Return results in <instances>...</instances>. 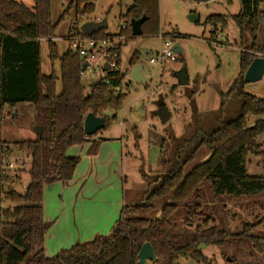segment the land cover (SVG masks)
Listing matches in <instances>:
<instances>
[{
	"label": "trees",
	"instance_id": "trees-1",
	"mask_svg": "<svg viewBox=\"0 0 264 264\" xmlns=\"http://www.w3.org/2000/svg\"><path fill=\"white\" fill-rule=\"evenodd\" d=\"M98 1L71 0L61 21L71 12L77 19L91 17ZM32 2L33 7L29 8L16 0H0V125L5 107L31 103L36 108V125L42 128V133L33 141L7 143L0 134V264H139L138 254L146 243L151 244L156 257L147 264H178L181 259L193 264H214L203 254L202 246L220 248L226 259L232 251V262L237 261L245 247H249L251 257L264 254V236L253 235L256 226L249 225L242 233L232 234L211 226L210 218L201 207L191 206L203 199L207 187L213 199L264 195V177L250 176L246 167L250 155L264 158L257 143L258 137L264 134V120L253 126L248 123L249 117L264 118V100L242 94L241 115L222 123L200 141L199 147L210 152L207 160L188 174L184 172L188 165L185 161L161 177L146 201L122 209L109 237L99 236L90 242L78 243L53 258L45 256V236L50 229L44 220L45 186L72 181L80 158L69 157L70 148L91 144L88 154H97L100 141L85 135V118L88 114L101 117L107 129L111 119L106 113H117L126 95L122 93L125 77L120 63L118 72L109 73L87 92L80 76L79 54L69 49L60 55L52 41L48 42L49 59L52 64L59 63L60 75L45 76L41 69V41L54 38L58 24L52 22V0ZM241 7L233 20L245 50L241 53L238 83H245V73L257 58L254 54H264V48L256 45L258 28L264 18V0H241ZM121 17L128 25L125 44L134 38L131 21L144 17L147 20L142 26V38L161 35L159 0H133ZM206 25L225 28L227 19L211 16ZM168 36L165 37L174 42L180 39L176 33ZM96 37H107V34L103 31ZM250 38L252 42L247 45ZM65 40L69 42V34ZM124 45L119 48L120 58ZM139 56V53L133 55L131 67L137 65ZM58 83L62 89L60 94ZM111 117L114 119L116 115ZM13 150L31 159L30 182L23 193L16 189V185L22 184L21 177L12 176L7 165ZM158 200L164 206L161 216L156 218L154 202ZM182 204L190 217L188 223L205 218L194 234L173 232L171 217ZM260 225H264V218Z\"/></svg>",
	"mask_w": 264,
	"mask_h": 264
},
{
	"label": "rangeland",
	"instance_id": "rangeland-1",
	"mask_svg": "<svg viewBox=\"0 0 264 264\" xmlns=\"http://www.w3.org/2000/svg\"><path fill=\"white\" fill-rule=\"evenodd\" d=\"M16 1L29 8L33 7L32 0ZM230 1L213 0L199 3L196 0H160L161 35L167 37L168 34H178L180 39L174 42V45L183 49V53L176 55L173 62L149 64V60L156 59L157 53L164 47V42L159 37L133 38L122 47L121 73L125 77L122 93L126 95V100L117 113L109 112L111 115L115 114L116 118L112 119L110 116L109 126L97 136L110 139L111 143L117 142L123 149V159L111 163L115 178L107 185L113 187L118 184L119 188L121 187L120 195L123 189L122 206L142 204L158 187L157 181L185 161L188 165L185 166L184 172L188 174L207 160L210 152L205 147H199L200 141L220 128L222 123L233 121L241 115L242 94L264 100V76L256 83H238L241 53L245 50L240 45V30L233 17L241 12L242 7L241 0ZM70 2L71 0L51 2L52 22L58 24L57 38L53 43L58 46L60 55L67 53L70 48L65 38L75 20L74 13L71 12L61 21ZM132 4L133 0H99L94 14L89 18L93 21L106 19L108 29L104 32L107 35H117L124 22L121 16ZM211 16H225L227 27L214 28L206 25ZM78 20L81 25L86 22L85 18ZM251 42L252 38L247 45ZM256 45L264 48V18L258 28ZM146 51L150 54L147 55ZM135 53L140 54L137 65L143 68L142 74L146 79L143 83L133 81L130 76L132 68L130 69L129 62ZM254 55L257 58L264 57L261 53ZM41 69L45 76L53 73L58 77L60 75L59 63L52 64L49 59L48 41H41ZM182 71L187 73L189 84L186 86H182L178 78ZM92 84L95 82L84 81L87 92ZM61 91V84L58 83V94ZM163 110L170 115L167 121L161 117ZM259 120L264 118L249 117L248 123L253 126ZM0 134L2 140L7 143L36 140L38 133L34 104L5 107ZM257 143L264 152V134L258 137ZM111 147L112 144H109V148ZM111 164L108 166L110 171ZM7 165L8 168L11 167L9 173L12 176L21 177L22 184L16 185V189L23 193L30 182L31 159L27 154L13 150ZM88 165V161H82L80 171L85 172ZM246 167L250 176L264 177V158L250 155ZM99 172L105 170L102 168ZM106 176L107 171L104 174V182L108 181ZM93 192L90 188L89 198L95 196L96 192ZM116 193L117 191L114 194ZM46 194L50 196L51 192L47 191ZM60 196L61 194H57V201H60ZM78 197L81 199L82 193H79ZM154 205L157 209L156 218H159L164 203L158 200ZM192 205L201 207L207 218H210V225L220 230L240 234L247 226L253 225L256 226L253 235L264 236V225H260L264 218V195L242 199H213L207 187L203 199ZM124 207L119 208L121 210ZM184 207L185 204L179 206L171 217L173 232L191 235L203 225L205 218L196 220L193 224L188 223L190 217ZM78 208L67 205L69 211L77 212ZM117 208L114 207L113 212ZM109 236L108 234L102 237ZM46 247L44 244L46 257L53 258L57 255H49L50 251L46 252ZM249 251V247H245L237 261L232 262V251L226 259L220 248L202 246L203 254L214 264H264V254L257 253L255 257H251ZM178 264L193 263L181 259Z\"/></svg>",
	"mask_w": 264,
	"mask_h": 264
},
{
	"label": "crops",
	"instance_id": "crops-1",
	"mask_svg": "<svg viewBox=\"0 0 264 264\" xmlns=\"http://www.w3.org/2000/svg\"><path fill=\"white\" fill-rule=\"evenodd\" d=\"M56 38L55 35L51 41L54 42ZM146 54L148 55L150 52L146 51ZM130 62L129 67L131 69ZM111 141L110 139L101 141L97 154L93 156L88 154L91 144L70 148L68 150L69 157H79L78 155L81 157L72 181L65 185L59 182L44 188V220L50 224V229L45 236L46 252L47 250L50 251L49 255L59 254L62 250L70 249L76 243H85L97 236L112 234L122 211L119 207L124 206H122L123 189L120 195L121 187L119 188L118 184L113 187L107 186L115 178L111 163L116 160V162H120L123 159L122 148L118 146L117 142L111 143ZM109 144H112L113 148H109ZM82 161L89 163L85 172L79 169ZM110 164L112 165L111 171L108 170ZM102 168L105 172H99V169L102 170ZM106 171L108 181L104 182L103 178ZM90 188L94 191L93 193L96 192L95 196L91 198L88 196ZM47 191L51 192L50 196L46 194ZM115 191H117L116 195L114 194ZM79 193H82L81 199L78 197ZM57 194H61L60 201H57ZM67 205L79 207L78 211H69ZM114 207L118 208L113 212Z\"/></svg>",
	"mask_w": 264,
	"mask_h": 264
},
{
	"label": "built area",
	"instance_id": "built-area-1",
	"mask_svg": "<svg viewBox=\"0 0 264 264\" xmlns=\"http://www.w3.org/2000/svg\"><path fill=\"white\" fill-rule=\"evenodd\" d=\"M86 22L93 21L91 18H85ZM100 22L101 19L94 20ZM85 22V23H86ZM80 21L75 18L69 30V46L72 51L77 52L83 63L87 67L82 69L80 74L82 81L99 83L105 80L108 74H114L119 71L120 46L126 42L125 32L128 29L127 23L123 22L121 31L117 35H107V37L86 36L82 32ZM214 32V29H213ZM98 35V34H97ZM160 40L164 42V47L156 55V59H150L149 64H161L166 61H175L176 54L172 51L174 41L160 35ZM53 39H43L42 41H51ZM107 68V70H106ZM120 91V88L117 89ZM96 139V137H93ZM13 165L11 164V167ZM23 166V165H22ZM9 167V168H11Z\"/></svg>",
	"mask_w": 264,
	"mask_h": 264
},
{
	"label": "water",
	"instance_id": "water-1",
	"mask_svg": "<svg viewBox=\"0 0 264 264\" xmlns=\"http://www.w3.org/2000/svg\"><path fill=\"white\" fill-rule=\"evenodd\" d=\"M199 3H208L213 0H196ZM147 18L144 17L138 21H131V31L132 36L134 38H141L143 37V29L142 26L146 22ZM108 29V23L107 20H101L100 22L90 21L86 22L82 26V32L88 36L92 37L93 35H97L105 30ZM172 51L174 54L179 55L183 53V49L179 45H174L172 48ZM87 63L82 64V69H85L87 67ZM107 70V68H106ZM143 68L141 66H133L131 69V79L138 83H143L146 81V79L143 77L142 74ZM264 76V57H258L253 60L251 63L249 69L245 73V82L247 83H256L260 80H262ZM180 84L182 86H186L189 84V81L187 79V73L186 71H182L178 75ZM164 105H162L163 107ZM107 117H110V113H106ZM161 117L164 121H167L170 117L169 113L167 111H164L161 113ZM106 128L104 119L101 117H97L94 114H88L84 121V132L87 137H97L99 133ZM37 133L40 135L42 133V128L37 127ZM99 141H105L106 138L98 137ZM155 253L151 246V244L146 243L142 249L140 250L138 254V261L139 264H147L148 262H153L155 260Z\"/></svg>",
	"mask_w": 264,
	"mask_h": 264
}]
</instances>
